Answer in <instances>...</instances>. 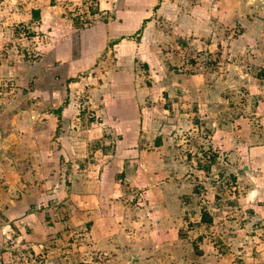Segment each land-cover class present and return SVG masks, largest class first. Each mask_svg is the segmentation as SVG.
Here are the masks:
<instances>
[{
  "label": "rangeland",
  "instance_id": "374dc122",
  "mask_svg": "<svg viewBox=\"0 0 264 264\" xmlns=\"http://www.w3.org/2000/svg\"><path fill=\"white\" fill-rule=\"evenodd\" d=\"M0 264H264V0H0Z\"/></svg>",
  "mask_w": 264,
  "mask_h": 264
},
{
  "label": "trees",
  "instance_id": "16d2710c",
  "mask_svg": "<svg viewBox=\"0 0 264 264\" xmlns=\"http://www.w3.org/2000/svg\"><path fill=\"white\" fill-rule=\"evenodd\" d=\"M33 11H34V13L37 14V15L40 13V10H39V9H34ZM46 146L49 147V145H46ZM53 147H54V145H52V150H53V151H56L57 148H53ZM57 147H58V146H57ZM46 157H48V156H46ZM203 219H204V221H211V217L208 216V212H207L206 215L203 217Z\"/></svg>",
  "mask_w": 264,
  "mask_h": 264
},
{
  "label": "crops",
  "instance_id": "0c3cea01",
  "mask_svg": "<svg viewBox=\"0 0 264 264\" xmlns=\"http://www.w3.org/2000/svg\"><path fill=\"white\" fill-rule=\"evenodd\" d=\"M152 26H153V25L151 24V21H150L149 23L147 22L146 25L144 26L143 30L146 31L147 27L150 28V27H152ZM123 43H124V42H120V41H119V42H116V43H115V46H118V45L121 46V45H123ZM121 52H122V51H121ZM118 57H119V59H120L119 61H121V60L123 61V58H122L123 56L120 55V56H118Z\"/></svg>",
  "mask_w": 264,
  "mask_h": 264
}]
</instances>
